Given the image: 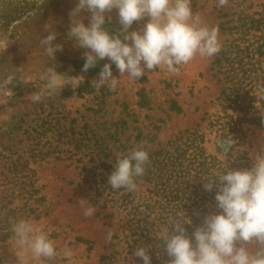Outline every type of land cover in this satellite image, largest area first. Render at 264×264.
Instances as JSON below:
<instances>
[{"label": "rangeland", "instance_id": "1", "mask_svg": "<svg viewBox=\"0 0 264 264\" xmlns=\"http://www.w3.org/2000/svg\"><path fill=\"white\" fill-rule=\"evenodd\" d=\"M77 3L0 0V80L15 75L0 93V264H32L15 252L11 225L19 219L47 231L58 250L74 248L73 264H143L133 255L138 246L148 248L152 264H168L160 236L169 218L191 220L183 225L191 236L219 211L216 187L206 191L204 183L217 171L250 169L264 150V0L222 8L218 0H191L193 13L218 28L221 51L175 73L146 70L139 80L121 77L113 64L115 90L91 85L107 59L82 71L86 50L68 36ZM89 15L80 13L86 26ZM107 15L103 27L115 34L118 12ZM46 26L63 46L55 61L39 44ZM52 66L76 78L48 96L39 77ZM137 145L150 157L138 190L112 189L117 155ZM80 199L94 207L91 217ZM48 264L67 261L59 255Z\"/></svg>", "mask_w": 264, "mask_h": 264}, {"label": "clouds", "instance_id": "2", "mask_svg": "<svg viewBox=\"0 0 264 264\" xmlns=\"http://www.w3.org/2000/svg\"><path fill=\"white\" fill-rule=\"evenodd\" d=\"M229 0H218V7H225ZM44 0H39V5ZM38 5V6H39ZM118 12L121 29L113 34L103 25ZM90 13L87 26L81 12ZM71 24L68 36L75 45L85 49L82 71L87 72L98 61L107 59L99 72L98 79L91 82L97 90L106 87L115 90L119 79L113 75L114 64L120 76L139 80L146 70L166 68L175 73L180 65L188 64L196 56L212 58L222 45L219 30L208 26L197 13H193L191 0H78L69 13ZM79 17V18H78ZM147 18L138 30L129 31L134 22ZM40 39L39 44L49 60L55 61V53L62 51L61 44H53L56 33ZM5 50V49H4ZM45 82L47 95L51 96L66 85H73L76 77L59 73L55 66L47 67L39 77ZM15 75L0 80V93L10 91ZM264 92V89H261ZM33 103L42 101L40 92L31 94ZM150 163L147 150L142 145L134 146L127 154L117 155L114 171L108 184L114 190H138L136 179L145 175ZM214 179L205 182L206 191L216 187L218 212L204 217L203 224L195 228L191 236L184 224L169 218V228L160 236L164 251L170 258L168 264H264V150L254 156L250 169L217 171ZM85 217H91L95 209L86 206L87 199L79 200ZM15 252L30 257L32 264H48L59 255L73 264L75 249L65 246L58 250L56 243L43 228L29 219H19L11 225ZM112 233L107 234L111 239ZM134 256L143 264H152L148 248L138 246Z\"/></svg>", "mask_w": 264, "mask_h": 264}]
</instances>
